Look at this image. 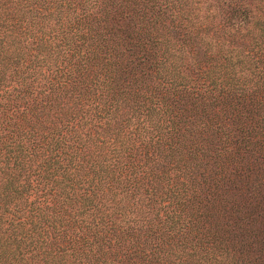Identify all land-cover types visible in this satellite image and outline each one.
<instances>
[{
    "label": "trees",
    "instance_id": "1",
    "mask_svg": "<svg viewBox=\"0 0 264 264\" xmlns=\"http://www.w3.org/2000/svg\"><path fill=\"white\" fill-rule=\"evenodd\" d=\"M0 264H264V0H0Z\"/></svg>",
    "mask_w": 264,
    "mask_h": 264
}]
</instances>
